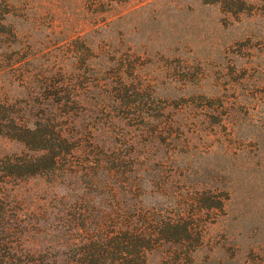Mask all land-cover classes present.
Returning a JSON list of instances; mask_svg holds the SVG:
<instances>
[{"label": "rangeland", "instance_id": "obj_1", "mask_svg": "<svg viewBox=\"0 0 264 264\" xmlns=\"http://www.w3.org/2000/svg\"><path fill=\"white\" fill-rule=\"evenodd\" d=\"M4 1L0 101L31 128L54 115L76 148L11 188L18 248L64 257L90 239L73 222L94 226L104 178L139 211L209 190L188 264H264L263 4L235 19L204 0ZM2 130L0 159L32 155Z\"/></svg>", "mask_w": 264, "mask_h": 264}, {"label": "trees", "instance_id": "obj_2", "mask_svg": "<svg viewBox=\"0 0 264 264\" xmlns=\"http://www.w3.org/2000/svg\"><path fill=\"white\" fill-rule=\"evenodd\" d=\"M257 1L264 6V0ZM204 2L219 5L223 13L235 19L241 15H251L259 9L250 0ZM6 7L5 1L0 0V17L9 13ZM8 106L0 101V131L3 129L7 138L23 143L32 155L0 159V264H145L153 252L161 253V264L189 263L192 254L202 243L203 228L195 223L199 211L218 207L213 197L207 196L211 192L200 191L181 202H174L170 211L163 208L139 211L138 201L132 202L134 200L129 198L126 191L116 192L113 180L104 178L98 180L106 191L96 200L94 209L97 212L92 218L94 226L88 229L82 214V218H76L78 222H73L76 229L83 228L87 232L91 229L90 239H83L78 245L70 243V255L64 257L50 254H46V257L36 256V252L18 248L14 233L18 217L10 199L11 188L24 178L54 167L58 160L76 148L55 124L54 115L49 116L39 128H31L24 121L17 120L13 112L7 109ZM104 147L105 150L109 149L108 145ZM89 150L95 156L101 155L97 148L91 147ZM126 162L113 157L108 170L123 169L122 164ZM186 200H189V204L184 202Z\"/></svg>", "mask_w": 264, "mask_h": 264}]
</instances>
